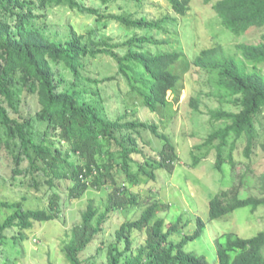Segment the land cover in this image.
I'll return each mask as SVG.
<instances>
[{"label": "trees", "instance_id": "obj_1", "mask_svg": "<svg viewBox=\"0 0 264 264\" xmlns=\"http://www.w3.org/2000/svg\"><path fill=\"white\" fill-rule=\"evenodd\" d=\"M83 1L0 0V148L3 146L13 161V184L18 180L35 190L46 185L52 191L46 207H26L25 196L0 200V214L8 211L0 220V252L9 239L14 243L25 240L35 222L58 217L60 196L53 188L62 186L70 198L79 199L90 188L112 186L109 209L137 206L139 196L127 198V186L117 185L116 174L123 173L131 184L138 181L133 170L155 180V169L171 170L172 162L178 159L173 141L140 113H162L180 94L191 62L183 51L149 50L147 46L157 47L167 41L157 33L173 34L179 21L187 18L192 0H164L166 4H158L153 13L144 10L143 0H123L120 12L106 14ZM100 1L108 6L115 0ZM49 5L94 14L97 21L113 19L126 34L132 33L122 42H112L103 36L94 40L91 32L82 34L71 28L67 37L54 39L46 33L47 25L42 21ZM212 8L221 17L222 27L233 33L264 26V0H216ZM239 48L241 57L237 55ZM239 48L235 56L227 57L217 43L192 60L193 65L215 73L216 86L232 98L230 103L236 107L210 112L212 130L203 141L208 151H213L212 168L218 171L214 179L218 189L209 201V220L240 207H264V194L239 196L244 179L254 174L253 147L260 139L257 126L264 116V33L259 42ZM98 55L109 57L116 65L114 72L102 79L85 74ZM82 81L90 86H83ZM104 81L117 86L116 97L112 96L121 101L117 112L109 110L113 106L104 101L100 88ZM17 85L25 97L36 98L38 109L34 114H23L22 97L14 90ZM168 91L173 100L168 99ZM129 97H134V102L129 103ZM190 101L198 109L199 100L192 97ZM213 120L222 121L215 124ZM36 122L41 129H37ZM142 130L161 139L160 159L143 153L139 145L143 141L138 139ZM238 142L243 143L246 162L234 157ZM261 145L264 148V141ZM193 158L192 165L196 166L200 158ZM237 162L241 166L235 169ZM259 180L264 193V172ZM116 194L119 196L115 200ZM167 205L150 201L137 218L124 221L115 231V241L106 246V264H208L202 255L183 248L202 233L201 218L192 234L173 242L169 237L179 228L180 219L165 229L164 218L157 216ZM96 212L88 204L81 223L72 229L63 247L67 264H81L79 253L101 228L100 219L92 223ZM10 230L13 233L9 234ZM134 230L146 233L144 243L135 250L131 238ZM215 248L219 264H264V231L250 238L226 234L224 241L217 240Z\"/></svg>", "mask_w": 264, "mask_h": 264}, {"label": "rangeland", "instance_id": "obj_2", "mask_svg": "<svg viewBox=\"0 0 264 264\" xmlns=\"http://www.w3.org/2000/svg\"><path fill=\"white\" fill-rule=\"evenodd\" d=\"M83 2L106 14L120 12L119 5H122L123 0H115L108 6L100 0H84ZM192 2L188 16L191 34L194 35V38L188 34L189 26L186 18L179 21L173 34L170 35L162 31L161 34L157 33L159 38H166L167 41L157 47L147 46L149 50H166L167 48L183 50L187 54V60L191 61L190 67L183 77V89L176 101L168 105L167 110H163L162 113L148 111L140 113L144 120L153 121L159 130L167 133L169 139L171 138L176 143L179 160L173 170H155L156 179L154 181L143 173L133 170L138 177V181L134 184L125 181L123 173H117V185L122 187L125 184L127 186V198L138 195L140 201L137 206L121 209H109V193L114 190L112 186H105L103 189L90 188L79 199L70 198L68 190L62 186L53 188V191L60 196L58 217L48 222H35L34 228L25 240L19 239L17 243H14L12 239L7 240L0 252V264H67L63 250L64 244L69 241L74 226L81 223L82 213L86 211L88 204L97 210L92 223L97 224L100 219L101 228L93 235L90 244L79 253L81 264H106V246L115 241L116 229L124 221L137 218L150 201L168 204L157 212V216L165 220V229L170 222L180 219L179 228L169 237V240L173 242L180 240L185 234H192L197 228V218L204 221L200 236L186 242L183 248L187 252L202 255L208 264H219L215 251V238L222 235L223 232L235 231L247 237L255 235L259 230H264V207H259L254 213L249 207H240L223 217L224 220H222L223 218L211 221L208 219L209 201L218 189V181L214 182L218 171L212 168L214 166L213 151H208L209 148L203 145V141L212 130L210 112L219 109L236 110V107L230 103L232 98L216 86L214 73L198 69L192 64L199 49L218 41L223 45L227 54L236 55L240 45L260 41L261 34L264 33V26L252 28L240 36H232L221 32L220 21L211 8L212 2L208 4L204 0H192ZM143 3H145L144 10L148 13L155 12L156 6L166 4L164 0H143ZM42 21L47 25L46 33L54 39L67 37L71 28L82 34L91 32L94 40H99L103 36L110 38L112 42H122L132 33L131 31L126 34L124 27L113 19L97 21L94 14L79 12L63 5H49ZM196 47L200 48L195 49ZM237 55L241 57L240 48ZM96 59L87 66L86 75L102 79L103 76L114 72L116 65L112 59L106 56H99ZM108 83L104 81L102 83L104 86L100 85L101 93L107 105L113 106L109 110L117 112L121 102L118 98L115 99L114 91L117 86L113 85V82ZM82 85L90 86L84 81H82ZM92 89L95 90V87ZM14 90L22 97L21 110L23 114L28 115V112L34 114L38 109L36 98L25 97V94L20 91L19 85ZM192 97L199 100L198 109L192 107L190 101ZM169 98H171L170 94ZM128 102H134V97H129ZM261 119V125L257 126L260 139L255 142L251 159L254 174L249 173L244 179L239 191L240 197L248 195L261 197L264 194L259 180V175L264 172V148L261 145L264 141V116H261ZM221 121L213 120V123L218 124ZM36 127L41 129L38 122H36ZM138 139L139 141L142 139L144 142L139 145L145 155L157 156L158 149L161 147L159 137L154 136L149 130H142ZM237 144L234 157L236 160L246 162L242 151L243 143L238 142ZM198 146L200 147L198 148ZM194 155L200 158L196 166L192 165ZM136 158L142 160V156L137 155ZM240 166L241 163L237 162L235 169ZM12 168L13 161L2 146L0 148V200H14L25 196L27 198L26 207H46L52 191L46 185L35 190L26 187L25 183H19L18 180L13 184ZM220 178L221 176L218 177V180ZM67 184L68 180L64 185ZM118 196L119 194H116L113 199H117ZM6 213L8 211L1 212L0 220ZM102 214L105 216L103 217ZM11 233H13L12 230L9 234ZM145 237L144 230L132 232L134 250L144 243ZM122 247L123 244L120 245V248Z\"/></svg>", "mask_w": 264, "mask_h": 264}, {"label": "clouds", "instance_id": "obj_3", "mask_svg": "<svg viewBox=\"0 0 264 264\" xmlns=\"http://www.w3.org/2000/svg\"><path fill=\"white\" fill-rule=\"evenodd\" d=\"M211 8H212V4H211ZM212 10L214 11V9L212 8ZM214 13L216 14V16L218 17V19H219V21H220V24L222 23L221 22V17H219L218 15H217V13L214 11ZM188 14L189 13H187L186 14V17H187V22H188V34L191 36V38H194V35L193 34H191V30H190V20H189V16H188ZM181 21V20H180ZM221 32H223V33H227V34H229V35H232V36H240V35H242V34H244V33H240V34H236V33H233L232 31H230V30H228L227 28H224V27H222V24H221ZM247 31H249V30H247ZM246 31V32H247ZM217 43H219L221 46H223L219 41L218 42H214V43H211L210 45H206L205 47H203L202 49H199L200 47H196L195 49H199L198 50V53H197V55L200 53V51L201 50H203V49H206V48H210L211 46H214L215 44H217ZM223 48V47H222ZM169 50H171V49H166V50H162V51H169ZM177 50L178 51H183V50H180V49H176L175 48V52H177ZM223 50H224V48H223ZM225 51V50H224ZM226 53V52H225ZM184 55H187L186 54V52H184ZM226 56L227 57H229V56H232V54H227L226 53ZM233 56H235V54H233ZM191 62V61H190ZM191 64V63H190ZM195 66V65H194ZM189 67H190V65H189ZM195 67H197L198 69H203V68H201V67H198V66H195ZM189 69V68H188ZM203 70H206V69H203ZM188 71V70H187ZM186 71V72H187ZM208 71V70H207ZM185 72V73H186ZM211 72V71H210ZM184 73V74H185ZM212 73H214V72H212ZM215 74V73H214ZM184 77V76H183ZM183 89V88H182ZM181 89V90H182ZM169 94L171 95V98H172V94L168 91V93H167V96H168V99L169 100H173V98L171 99V98H169ZM191 100V99H190ZM163 132V131H162ZM165 133V132H164ZM165 134H167V133H165ZM169 135V134H168ZM170 136V135H169ZM171 139V138H170ZM161 140V139H160ZM172 140V139H171ZM173 141V140H172ZM173 143L175 144V146H176V152H177V156H178V159L176 160V161H174V162H172V169L171 170H169V171H172L173 170V168L175 167V165H176V163H178V160H179V154H178V150H177V145H176V143L173 141ZM162 150V141H161V147L158 149V154H157V156H155V155H153L154 157V159H160V151ZM149 157V156H148ZM151 157V156H150ZM157 169H165V168H157ZM157 169H155V170H157ZM155 170H154V175L156 176V174H155ZM166 170H168V169H166ZM144 174V173H143ZM145 175V174H144ZM156 179V178H155ZM151 180V179H150ZM154 181V180H153ZM162 203H165V202H162ZM248 207V206H247ZM260 207H263V206H260ZM250 208V207H249ZM237 209H235L234 211H236ZM251 210V209H250ZM255 210H257V208L255 209ZM255 210H251V212L252 213H254V211ZM234 211H232V212H234ZM231 212V213H232ZM230 214V213H229ZM229 214H227V215H229ZM227 215H225V216H222V217H219L218 219H220V218H223V217H226ZM208 216H209V211H208ZM198 219V218H197ZM208 219H209V217H208ZM202 220V219H201ZM214 220V219H213ZM222 220H224V218L222 219ZM203 221V220H202ZM211 221V220H210ZM203 223H204V221H203ZM196 230V229H195ZM262 231H264V230H259V231H257L256 232V234L255 235H253V236H247V237H245L244 235H240V234H238V233H236L235 231H230V232H223V234L222 235H219V236H217L216 238H215V246H216V243H217V240L219 239V240H222V241H224V236L226 235V234H234V235H236V236H239V237H242V238H250V237H254V236H256L259 232H262ZM215 251H216V248H215ZM217 255V254H216ZM217 259H218V257H217ZM219 263V262H218Z\"/></svg>", "mask_w": 264, "mask_h": 264}]
</instances>
